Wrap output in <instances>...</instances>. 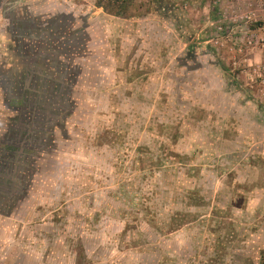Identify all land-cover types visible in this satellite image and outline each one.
I'll use <instances>...</instances> for the list:
<instances>
[{
    "label": "rangeland",
    "instance_id": "1",
    "mask_svg": "<svg viewBox=\"0 0 264 264\" xmlns=\"http://www.w3.org/2000/svg\"><path fill=\"white\" fill-rule=\"evenodd\" d=\"M0 130V264H264V0H0Z\"/></svg>",
    "mask_w": 264,
    "mask_h": 264
},
{
    "label": "flooded vegetation",
    "instance_id": "2",
    "mask_svg": "<svg viewBox=\"0 0 264 264\" xmlns=\"http://www.w3.org/2000/svg\"><path fill=\"white\" fill-rule=\"evenodd\" d=\"M37 77H38V79H44L45 80V78H43L44 76L42 75V76H40L39 74H37ZM20 82L22 83V81L20 80ZM27 83H28V80L26 81ZM27 83H25V84H27ZM18 85V84H17ZM19 86V85H18ZM24 88H26V87H24ZM23 107L24 106H22V109H23ZM26 109H28V108H26ZM21 110V109H20ZM22 112H23V110H22ZM22 115H23V113H22ZM37 115V114H36ZM44 118V117H43ZM43 118H41V116H39V117H34V121H33V123H34V125H35V130L33 131L34 132V134H36V135H40L41 136V133H40V130L42 129V130H44L45 132L49 129V127L50 126H52V123H49V122H47L46 120H44ZM48 119V118H47ZM22 120H23V118H22ZM29 127V131H30V129H32L33 128V125H32V122H30V124L28 125ZM38 129H40V130H38ZM21 137H18L17 139H16V142L18 141L19 142V139H20ZM12 142H13V139H12ZM18 146H19V144H17ZM20 152H16V153H14V155H16V156H20ZM14 155H11V156H14ZM4 163H5V165H4ZM14 165V166H13ZM11 166L13 167V170H15V168H17V170L16 171H19V165L17 164V162L16 161H3V160H0V172H2V169H3V167H7V168H9V169H11ZM14 172V171H13ZM0 179H4V180H11V179H13L10 175H8V172L7 171H4V173H2V174H0ZM5 190V188L4 187H1L0 186V193L1 194H3V191Z\"/></svg>",
    "mask_w": 264,
    "mask_h": 264
},
{
    "label": "crops",
    "instance_id": "3",
    "mask_svg": "<svg viewBox=\"0 0 264 264\" xmlns=\"http://www.w3.org/2000/svg\"><path fill=\"white\" fill-rule=\"evenodd\" d=\"M39 67H40V66H39ZM35 74H36V75L39 74L40 76L43 75L42 73H38V72L35 73ZM43 76H44V75H43ZM37 78H38V77H37ZM43 78H45V76H44ZM27 80H28V83L25 81V83H27V84H25V87H28L31 78H30V77H29V78L27 77ZM18 81H19V80H18ZM63 82H65V81H63ZM23 83H24V81H23ZM64 84H65V83H64ZM35 86H36V85H35ZM35 90H36V89H33V93H39V92H35ZM50 94H51V93H50ZM39 95H40V93H39ZM50 117H51V116H50L49 114H46V115L44 116L43 119L46 120L47 122H49L48 120L50 119ZM47 118H48V119H47ZM58 118H59V120L61 119V117L58 116V117L56 118V116H55V119H58ZM49 123H51V122H49ZM21 124H22V123H21ZM29 124H30V123H29ZM32 125H33V128H34V130H35V127H34L35 125H34L33 121H32ZM52 125H53V124H52ZM53 126H54V125H53ZM24 127H27V128H26V131L29 132L28 134L32 133V130L29 131V128H28L29 126L24 125ZM38 130H40V129H38ZM46 132H47V131H46ZM6 134H7V133H3L2 130H0V147H1V146L3 145V143H4V139H3V137L5 138V135H6ZM33 134H34V132H33ZM20 135H21V134H20ZM7 141H8V140H6V142H5L6 144H7ZM23 166H25V165H24V164H21V165L19 164V166H18V167H19V171H14L13 173H18V174H19L20 171H21V169H22L21 167H23ZM16 169H17V168H16ZM11 177L13 178V179H12L13 182L16 183L17 180H18V179L16 178V177H17V174H16V177H15V175H13V176H11ZM3 198H4V195H1V196H0V199L2 200Z\"/></svg>",
    "mask_w": 264,
    "mask_h": 264
}]
</instances>
